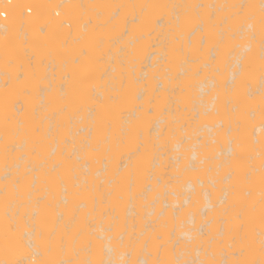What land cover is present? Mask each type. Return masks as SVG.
I'll return each instance as SVG.
<instances>
[{"label": "bare ground", "instance_id": "6f19581e", "mask_svg": "<svg viewBox=\"0 0 264 264\" xmlns=\"http://www.w3.org/2000/svg\"><path fill=\"white\" fill-rule=\"evenodd\" d=\"M8 2L0 262L264 264L262 0Z\"/></svg>", "mask_w": 264, "mask_h": 264}, {"label": "rangeland", "instance_id": "374dc122", "mask_svg": "<svg viewBox=\"0 0 264 264\" xmlns=\"http://www.w3.org/2000/svg\"><path fill=\"white\" fill-rule=\"evenodd\" d=\"M6 1H7V0H6ZM49 2H50V1H47L48 6L50 5ZM7 3H9V2H7ZM52 3H53V1H52ZM26 6H27V7H26ZM28 7H29V5H23V11L25 10V8H28ZM49 8H50V10H51V9H53V6L50 5ZM51 12H53V10H51ZM6 16H7V15H6ZM55 16H56V15H55ZM57 17H61V14H59ZM61 18H62V17H61ZM63 20H64V18L62 19V21H63ZM63 25H65V23H63ZM66 25H67V24H66ZM66 25H65V26H66ZM7 53H8V52H7ZM7 53H6L5 56H7ZM9 54H10V52H9ZM11 54H12V53H11ZM10 56H11V55H10ZM7 58H8V56H7ZM4 59H5V60H4ZM4 59H3V61H4V63H6V62H5V61H6V58H4ZM7 61H8V60H7ZM8 62H9V61H8ZM10 62H12V61H10ZM14 63H15V62H14ZM14 63H12V64H14ZM7 64L9 65L10 63H6V64H4V65L6 66ZM10 65H11V64H10ZM10 65H9V66H10ZM17 65H19V64H16V65H14V66H16V68H17ZM14 66H12L11 68H13ZM44 66H45V65H44ZM3 67H4V66H3ZM9 68H10V67H9ZM14 68H15V67H14ZM16 68H15V69H16ZM18 68H19V66H18ZM38 77L40 78V76H37V77L35 76V78H33V79H35V81L38 82L39 80L37 81V79H36V78H38ZM39 78H38V79H39ZM40 80H41V79H40ZM33 81H34V80H33ZM41 81H43V83H44V81H46V80H41ZM41 81H39V84H40V85L42 84V83H40ZM38 91H39V90H38ZM38 91H37V92H38ZM27 93L29 94L27 97H30V93H29V92H26V93H25V96H26ZM38 93H40V92H38ZM8 96H10V94H9ZM11 97L14 98V99L12 100ZM11 97H9V98H11V100H10L9 98H7V102H6V101L2 102L4 105L0 103L1 106H2V107H4V106L6 107V106H10V105H11V106H12V105L14 106V102H15V99H16L17 96L14 95V97H13V93H12V94H11ZM39 97H40V96H37V95H36L35 98H38V99H39ZM10 101H11V102L13 101V104H12V103H9V104H8V102H10ZM18 106H19V105H18ZM39 106H40V104H39ZM51 113H52V112H51Z\"/></svg>", "mask_w": 264, "mask_h": 264}, {"label": "snow or ice", "instance_id": "6c2138e0", "mask_svg": "<svg viewBox=\"0 0 264 264\" xmlns=\"http://www.w3.org/2000/svg\"><path fill=\"white\" fill-rule=\"evenodd\" d=\"M242 8L244 7L243 5L241 6ZM261 11H262V14H264V0H262V3H261ZM59 13H57L58 15ZM261 59H264V56L261 57ZM227 179H231V176L229 175L227 177ZM0 264H3V262H0Z\"/></svg>", "mask_w": 264, "mask_h": 264}, {"label": "built area", "instance_id": "2783aa9c", "mask_svg": "<svg viewBox=\"0 0 264 264\" xmlns=\"http://www.w3.org/2000/svg\"><path fill=\"white\" fill-rule=\"evenodd\" d=\"M7 2H8V0H7ZM26 12L28 13L29 12V9H27ZM6 15H7V13L5 11H1L0 12V19H5L6 18Z\"/></svg>", "mask_w": 264, "mask_h": 264}]
</instances>
